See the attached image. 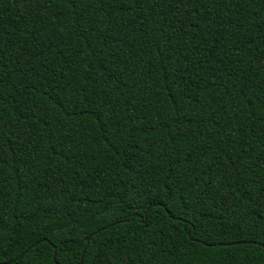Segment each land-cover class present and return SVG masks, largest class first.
Listing matches in <instances>:
<instances>
[{
    "label": "trees",
    "instance_id": "obj_1",
    "mask_svg": "<svg viewBox=\"0 0 264 264\" xmlns=\"http://www.w3.org/2000/svg\"><path fill=\"white\" fill-rule=\"evenodd\" d=\"M263 245L264 0H0V264Z\"/></svg>",
    "mask_w": 264,
    "mask_h": 264
},
{
    "label": "water",
    "instance_id": "obj_2",
    "mask_svg": "<svg viewBox=\"0 0 264 264\" xmlns=\"http://www.w3.org/2000/svg\"><path fill=\"white\" fill-rule=\"evenodd\" d=\"M86 239L88 241L89 237H87ZM248 242H253V241H248ZM234 243H245V241H238V242H234ZM263 248H264V245H263Z\"/></svg>",
    "mask_w": 264,
    "mask_h": 264
}]
</instances>
